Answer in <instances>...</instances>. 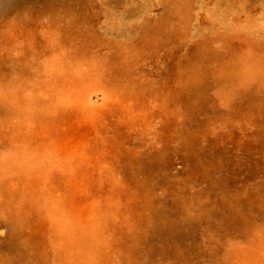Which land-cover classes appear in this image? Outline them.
I'll return each mask as SVG.
<instances>
[{
	"label": "rangeland",
	"instance_id": "rangeland-1",
	"mask_svg": "<svg viewBox=\"0 0 264 264\" xmlns=\"http://www.w3.org/2000/svg\"><path fill=\"white\" fill-rule=\"evenodd\" d=\"M0 264H264V0H0Z\"/></svg>",
	"mask_w": 264,
	"mask_h": 264
}]
</instances>
